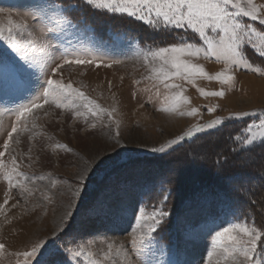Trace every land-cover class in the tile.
I'll return each instance as SVG.
<instances>
[{
    "label": "rangeland",
    "instance_id": "374dc122",
    "mask_svg": "<svg viewBox=\"0 0 264 264\" xmlns=\"http://www.w3.org/2000/svg\"><path fill=\"white\" fill-rule=\"evenodd\" d=\"M255 2L264 4V0ZM42 3L62 7L71 21L45 37L50 44L46 53L53 58L49 70L59 62L64 49L89 48L100 57V67H65L63 76L65 82L71 81L103 107L116 109L113 115L120 122L119 135L115 124L107 120L98 121L93 128L54 107L47 109V116L39 113L36 123L42 126L37 129L41 134L32 140L23 134L20 145L13 147L19 154L31 146L30 160L18 156L22 170L30 177L51 173L61 183L52 190L51 203L41 196L48 192L47 179L32 181L29 186L35 191L27 198L18 189L10 192L6 216L0 214V242L8 246V252L24 250L47 238L56 264H86L83 256L77 260L70 252L82 246L96 254L114 241L128 250L131 264H204L210 259L212 236L221 227L247 221L264 230V146L233 144L244 149L230 153L228 139L241 134L255 119L229 118L230 113L264 109V75L237 69L235 87L225 88L222 98L204 97L197 91V87L208 91L225 87L218 81L201 78L196 80V86L178 81L190 98L189 108L197 107L199 113H167L160 110L153 82L145 78L147 66L140 52L162 41L171 43L173 36L186 35L192 41L195 37L190 30L165 34L126 14L94 9L85 0H0V9L4 10L0 21L8 15L17 20L26 18L35 31L40 25L30 14ZM242 20L264 29L258 20ZM5 51V43L0 41V145L7 138L15 110L39 95L46 79L39 67L23 74L6 73L2 55ZM245 52L254 66L264 67V60L254 50L246 48ZM194 62L203 64L212 74L223 67L203 56ZM205 105L218 107L210 113ZM217 116L225 120L216 128L188 137L166 153L151 151L192 125ZM55 143H66L73 152L53 151ZM85 167L90 171L80 195L72 200L73 216L57 239L53 233L64 227L61 217L71 197L69 189L75 188V177ZM6 191L7 185L0 178V203ZM245 193L249 199L256 198L255 205L240 198ZM164 196L167 200L161 205ZM13 203L15 208L11 207ZM161 207L168 215L145 238L142 254H135L130 241L133 237L139 240L150 223H137L136 216L141 208L151 212ZM120 259L127 264L124 257ZM14 261V257L0 256V264Z\"/></svg>",
    "mask_w": 264,
    "mask_h": 264
},
{
    "label": "snow or ice",
    "instance_id": "6c2138e0",
    "mask_svg": "<svg viewBox=\"0 0 264 264\" xmlns=\"http://www.w3.org/2000/svg\"><path fill=\"white\" fill-rule=\"evenodd\" d=\"M85 2L97 10L134 17L165 34L191 31L195 37L192 41L186 35L173 36L171 43L162 41L140 52L147 66L148 74L145 78L153 82L161 111L181 116L198 115L199 108H189L190 98L185 95L184 85L178 81L193 86H196V80L201 78L218 81L225 87L214 91L197 87V91L204 97L222 98L226 94L225 88L231 90L235 87L237 69L264 75V67L254 66L245 52L246 48H251L264 60V29L242 20V18L258 20L260 25L264 26V4H257L255 0H85ZM3 11L0 9V13ZM30 15L32 20L40 25L35 31L26 18L17 20L8 15L0 21V41L4 42L6 47L2 54L5 72L13 75L23 74L39 67L41 73L46 75L40 94L34 96L28 103L20 105L13 113L15 119L7 132V138L0 145V178L5 181L8 188L4 193L3 203H0V214L5 216L7 212L5 206L12 199L10 195L12 190L18 189L19 194L27 198L35 191L29 186L32 181L47 179L48 192H42L41 196L51 203L54 195L52 190L61 183L52 178L51 173L30 177L22 170L18 156L30 160L31 146L27 152L19 154L13 147L14 144L20 145V136L23 134H28L29 140L41 134L37 129L42 126L36 123L40 112L47 116L48 108L64 110L76 120H83L93 128L97 126L98 121L107 120L115 124L116 134L119 135L120 122L113 115L116 109L103 107L81 88L75 87L71 81L65 82L63 76L65 67L89 65L100 67L103 60L94 55L89 48L75 51L64 49L59 62L49 70L48 66L53 62V58L46 53L50 44L45 41V37L57 33L63 25L71 24V21L66 17L65 9L54 4H38ZM200 56L221 63L223 67L212 74L203 64L194 62ZM106 66L111 67V64ZM204 107L211 113L215 112L218 105ZM232 117L255 118L243 128L241 134L235 136V142L253 148L264 146V109L230 113L229 118ZM224 120L225 117L217 116L203 124H194L175 138L153 147L151 151L166 153L186 138L207 129H214ZM52 149L73 152L66 143H55ZM89 171L88 167L79 171L75 177V188L69 189L71 197L61 217L64 227L53 233L57 239L59 234L65 231L67 222L73 216L72 200L80 195L84 186L83 181L86 180ZM166 200L167 196H164L161 205ZM11 207L15 208L16 204L13 203ZM167 215L162 207L154 208L151 212H147L145 208L140 209L139 215L136 216L137 223L141 221L150 223L147 225V232L139 240L133 237L130 241L135 254H142L145 238L151 236L161 219ZM49 243H51L49 239L42 238L24 250L9 253L8 246L0 242V256L14 257V264H56L52 259L55 252L48 248ZM70 255L77 260L83 256L86 264H124L121 257H124L127 264H131L128 250L123 244L118 245L114 241L108 242L96 254L86 251L81 246L78 251H71ZM208 257L210 259L205 260L204 264H264V230L257 227L254 222L229 223L212 236V249L208 252ZM212 257L215 258L214 261Z\"/></svg>",
    "mask_w": 264,
    "mask_h": 264
},
{
    "label": "trees",
    "instance_id": "16d2710c",
    "mask_svg": "<svg viewBox=\"0 0 264 264\" xmlns=\"http://www.w3.org/2000/svg\"><path fill=\"white\" fill-rule=\"evenodd\" d=\"M94 26H96V24H94ZM241 122V121H240ZM208 136H210L209 134L208 135H206V137H208ZM198 138V137H197ZM196 138V139H197ZM235 137H234V135H232L231 136V138H228L229 140H230V153H233V151H235V152H237V153H241V152H243V149L244 148H242V147H240V148H238V147H236V146H234L233 144H237V146L238 145H240L241 146V144H239V143H237V142H235V139H234ZM232 146V147H231ZM261 147V146H260ZM236 148V149H235ZM246 148V147H245ZM224 157H226V156H224ZM247 185H249V184H247ZM257 187H253V189H252V191H256L257 190V188H258V185H256ZM259 186H262V185H260L259 184ZM254 188H256V189H254ZM241 199H243L244 201L246 200V201H252L251 203H255L256 202V198H254L253 197V199L251 198V199H249V197L247 196V194L245 193V195H243V197L241 196L240 197ZM255 205V204H254Z\"/></svg>",
    "mask_w": 264,
    "mask_h": 264
}]
</instances>
